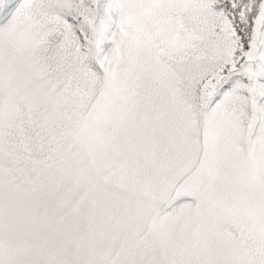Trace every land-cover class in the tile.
Listing matches in <instances>:
<instances>
[{
    "label": "snow or ice",
    "instance_id": "snow-or-ice-1",
    "mask_svg": "<svg viewBox=\"0 0 264 264\" xmlns=\"http://www.w3.org/2000/svg\"><path fill=\"white\" fill-rule=\"evenodd\" d=\"M0 264H264V0H0Z\"/></svg>",
    "mask_w": 264,
    "mask_h": 264
}]
</instances>
